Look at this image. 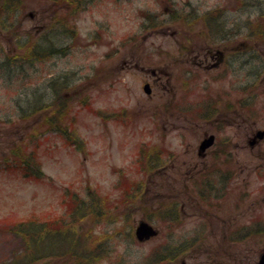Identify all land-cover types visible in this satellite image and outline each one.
Here are the masks:
<instances>
[{
	"label": "rangeland",
	"instance_id": "rangeland-1",
	"mask_svg": "<svg viewBox=\"0 0 264 264\" xmlns=\"http://www.w3.org/2000/svg\"><path fill=\"white\" fill-rule=\"evenodd\" d=\"M12 1L0 14L1 53L28 57L32 47L40 45L45 54L12 81L0 79V264H80L78 259L87 255L91 256L87 264H122L120 260L123 264H256L264 250V227L255 222L264 219V179L252 175L246 182L250 172L246 169L239 185L232 180L228 187L235 192L223 213L214 212L217 220L206 231L209 242L188 244V231L201 235L203 224L198 208H193V215L188 206V180L177 176L179 169H187L180 165L188 160V135L173 130L164 115L160 120L154 117L156 103L143 92L146 74L131 65L137 61L145 68L166 65L173 91L165 98L177 103L189 91L198 106L206 97L204 82L225 67L209 75L188 67L186 54L175 41L152 25L169 19L173 9L182 17L170 28H187L188 12L203 11L218 0ZM243 1L241 26L247 14L264 12V0ZM8 16L16 31L2 25L8 23ZM232 26L229 23L227 28ZM245 33L235 43L242 52L240 62L250 55L244 52ZM260 64L257 59L255 67L241 68L239 93L230 78L212 82L213 94L225 87L231 92L223 97L228 99L224 105L237 96L243 102L251 80L246 74H257ZM255 86L260 87L256 114L242 112L238 131L242 139L251 130L249 117L257 129L264 128V80L257 79ZM29 100L36 102L35 111L21 117L18 104L28 109ZM158 123L167 124L166 129ZM174 123L184 127L185 116L177 114ZM58 126L65 134L53 130ZM159 145L177 159L157 172L153 161L159 157ZM141 146L153 155L146 154L142 165L138 164ZM248 146L240 150L241 157L257 155L258 149L252 153ZM123 181L135 183L128 195ZM238 187L243 196L241 206L235 208ZM74 193L77 201H87L82 219L71 200ZM91 196L100 204L90 205ZM170 209L176 212L175 220L174 214L163 216ZM229 215L238 220L239 231L219 227ZM141 220L152 224L159 235L138 242L135 229ZM28 221L43 225L36 239L25 232ZM214 253L220 254L217 260L212 259Z\"/></svg>",
	"mask_w": 264,
	"mask_h": 264
},
{
	"label": "flooded vegetation",
	"instance_id": "flooded-vegetation-1",
	"mask_svg": "<svg viewBox=\"0 0 264 264\" xmlns=\"http://www.w3.org/2000/svg\"><path fill=\"white\" fill-rule=\"evenodd\" d=\"M167 2L170 3V0H167ZM243 5L244 1L242 2V0H218L216 4L205 7L203 11L193 9L186 15L187 28L185 26L181 30L171 29L169 26L177 18L182 17L179 15L181 14L180 11L172 9L169 19L162 22L156 21L154 25V27H159L157 31L160 35L171 37L177 47L184 53V56L186 54L188 67L199 68L207 75L218 72L220 67H225V70L219 75L211 76L212 81L207 80L204 82L203 90L206 97L200 100L198 106L193 103L189 91L184 98L183 112L176 107L175 99L165 98L170 91H173V88L169 87L171 77L168 75L166 65L145 68L140 66L138 61L131 64L146 74L143 87H148L149 93L146 96L149 100H153L154 104L156 103L154 105V117L160 120L161 115H164L170 122L167 124L173 130L182 131L184 135H188V160L183 159L180 165H185L187 169L183 171L179 169L177 176L178 178L188 179V206L191 207V214H193L192 210L196 211L193 208H198L203 218V224L200 228L201 235H196L197 232L193 235V231H188V244H193L198 240L209 242V236L206 235L208 226L214 220H217V215L224 212L227 199L235 192L228 187L232 180H235V183L238 184V178L244 174L246 169H250L246 182L249 181L252 175L264 179V138L257 137L260 131H264V128L257 129L256 123L249 117L248 120L252 123L249 122L251 130L245 136L247 139H242L241 134L238 132L240 131L239 122L241 116H243L242 112L247 109L252 112L250 116L256 114L255 102L260 87L255 86V84L257 79L264 80V12H254V15L245 13L248 19L241 26L240 20L244 15V12H241ZM228 20H231L229 23L233 25L232 28H227ZM198 23L202 25L200 28L196 27ZM244 32H246L244 35L248 39L244 52H248L250 55L248 59H243L244 65H241L240 54L242 52L235 46V43ZM233 44V50H228V47ZM257 59L261 62L260 65H257L261 70L257 74L251 75L250 72L246 74V77L251 79L248 81V96L242 99L243 102L237 96L232 103L224 105L223 100L227 101L228 99H223V97L231 91L224 87V91H215L213 94L211 88L214 83L212 82H222L231 78L234 91L238 92V89H240L241 68L255 67ZM217 100H219V104L217 103L216 106ZM177 114L185 116L186 125L184 127L174 123ZM243 120L245 122V118ZM215 122L217 123L214 124ZM167 124L162 127L158 123V126L166 129ZM228 130L231 134L227 133ZM211 137V146L206 150H202L201 145ZM246 144L249 145L248 148L251 149L252 153L258 149L257 155L241 157L240 150H245ZM167 151L166 148V150L158 152L157 172L162 168H167L164 166L165 163L168 164L173 159H177L175 157L170 158L172 153ZM163 157H168L169 161L164 162ZM237 189L239 190L235 195L237 198L234 203L235 208L241 206V197L243 196L241 195L242 190L239 187L235 188V190ZM261 191L264 194V188H261ZM262 199L264 202V198ZM254 203H256V200ZM229 217L231 218L228 220L220 217L224 225H221V223L219 227L230 226L232 227L231 230L236 228L238 220L233 215H229ZM255 222L257 225L264 227V219L256 218ZM237 228L239 231V227ZM221 233L223 235V231ZM228 234L232 236L231 233ZM222 235L221 241L224 236ZM235 241L236 237L233 238V242ZM219 253L221 254L220 249ZM220 254L216 255L214 253L212 259L217 260ZM230 256L232 257V255ZM256 264H258V261Z\"/></svg>",
	"mask_w": 264,
	"mask_h": 264
},
{
	"label": "trees",
	"instance_id": "trees-1",
	"mask_svg": "<svg viewBox=\"0 0 264 264\" xmlns=\"http://www.w3.org/2000/svg\"><path fill=\"white\" fill-rule=\"evenodd\" d=\"M11 1L12 0H2V2H0V12H2L1 10H5V9L9 8ZM11 5H12V3H11ZM15 10L17 12V8L14 7V8H12L10 10V12L14 14ZM6 28L8 30H10V29L13 28V26L9 24V25L6 26ZM52 38H54V37H52ZM47 43L49 44V42H47ZM53 44H54L53 41H52L51 44H49L50 49H52L51 47L53 46ZM50 49H49V51H50ZM44 54H45V52H43V50H41L40 45L38 47L35 45L34 47H32V51L31 50L29 51L28 57H21L19 55H17V57L14 56V55H6V57L0 61V79L4 80V81L5 80L6 81L7 80L8 81L9 80L12 81L13 76L15 77L16 74L18 76H20V74H23L25 72L26 68H28V67L30 68L32 65H34L38 61L39 62L42 61V56ZM36 94L37 93L35 91H33V95L36 96ZM38 99H39V102H40V98H38ZM26 103L29 105L28 109H27V107L25 108L22 105L18 104V107L20 108L19 110L22 113L21 117H25V118L30 116L35 111V108L37 106L36 102L30 101V100L28 102H26ZM53 130L56 131V132H63L61 130L60 126H58L56 128H53ZM63 134H65V131L63 132ZM81 144L82 143H79V145H81ZM148 156H152V155L150 154ZM145 157H146V155H145ZM147 160H150V158L147 159ZM157 162H155V163H157ZM27 163H28V161L25 160L23 165L27 166L28 165ZM140 164L142 165V161L140 162ZM153 164H154V162H153ZM125 181H123V184L125 183ZM130 183L126 182L124 184V187H125V190H126L125 195H128V192H130L132 187L135 185V183H131V184ZM76 195L77 194H74V196L72 197L71 200L72 201H74V200L76 201V202L74 201V203H73L74 204V208L81 210V216H82L81 219H82L84 217V213L86 212V210H85L86 206H85L84 203H87V201L86 200H82V199H80V201H77L75 199ZM96 201L98 202V200L95 197L91 196L90 205L91 204L96 205ZM98 204H100V203L98 202ZM73 211L74 210L72 209V212ZM97 211H99V210H95L96 213H97ZM174 218H176V217L174 216ZM40 225L41 224H37V222H29V223H27V226H25V230H26L25 232L28 233V234H31V237L36 239L37 236H39V230L41 229V231H42V229H43V225H41L42 227ZM98 254H100V252L97 253L96 255H98ZM101 254H102V252H101ZM90 258H91V256L87 255L85 257L79 258L78 260H80V264H87V262H88V260ZM119 262H121L123 264L122 260H120ZM78 263H79V261H78ZM89 264H91V263H89Z\"/></svg>",
	"mask_w": 264,
	"mask_h": 264
},
{
	"label": "water",
	"instance_id": "water-1",
	"mask_svg": "<svg viewBox=\"0 0 264 264\" xmlns=\"http://www.w3.org/2000/svg\"><path fill=\"white\" fill-rule=\"evenodd\" d=\"M264 135L263 133H260V137ZM212 140V138H211ZM203 148H205V146H203ZM156 235V231L153 229L152 226H150L148 223L146 222H141L139 224V226L137 227L136 230V236L140 241H145L150 239L151 237ZM260 264H264V255L261 258V262Z\"/></svg>",
	"mask_w": 264,
	"mask_h": 264
}]
</instances>
